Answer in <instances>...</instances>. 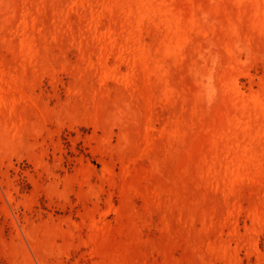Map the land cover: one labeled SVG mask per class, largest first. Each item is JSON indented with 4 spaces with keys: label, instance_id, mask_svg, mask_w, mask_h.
Instances as JSON below:
<instances>
[{
    "label": "rangeland",
    "instance_id": "374dc122",
    "mask_svg": "<svg viewBox=\"0 0 264 264\" xmlns=\"http://www.w3.org/2000/svg\"><path fill=\"white\" fill-rule=\"evenodd\" d=\"M0 264H264V0H0Z\"/></svg>",
    "mask_w": 264,
    "mask_h": 264
}]
</instances>
